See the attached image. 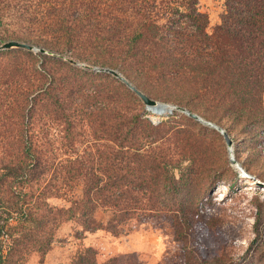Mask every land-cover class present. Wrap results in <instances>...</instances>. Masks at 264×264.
Wrapping results in <instances>:
<instances>
[{"label": "trees", "instance_id": "trees-1", "mask_svg": "<svg viewBox=\"0 0 264 264\" xmlns=\"http://www.w3.org/2000/svg\"><path fill=\"white\" fill-rule=\"evenodd\" d=\"M219 19L210 28L199 0H0L2 32L101 62L138 88L152 81L185 85L209 110L220 111L221 121H242L243 111L258 119L264 92V0H224ZM5 55L15 57L11 51ZM17 62L0 61V264L20 244L17 228L37 219L45 225L46 216L38 215L42 201L70 196L75 187L81 198L58 212L68 219L80 217L82 234L101 229L117 236L125 224L162 217L171 221L176 237L183 227L190 228L191 205L169 208L163 198L179 188L168 175L171 163L153 147L161 126L145 121V130L136 135L144 121L120 102L111 107L106 99L99 109L97 164L76 161L59 170L62 183L53 184L57 170L49 162L37 114L49 107L54 115H64L70 98L64 85L43 87ZM38 89L42 92L32 97ZM96 210L111 213L105 225L95 220ZM44 241L41 245H51V237ZM78 264H97L94 250L83 248Z\"/></svg>", "mask_w": 264, "mask_h": 264}, {"label": "rangeland", "instance_id": "rangeland-1", "mask_svg": "<svg viewBox=\"0 0 264 264\" xmlns=\"http://www.w3.org/2000/svg\"><path fill=\"white\" fill-rule=\"evenodd\" d=\"M199 1L209 16L210 28L215 27L224 0ZM10 40L34 44L21 33L0 31V44ZM8 51L14 52L15 57L6 56ZM14 58L22 69L29 70L28 77L39 78L43 87L58 88L62 84L70 98L64 115H54L49 107L37 114L49 162L57 170L58 177L53 184H61L59 170L76 161H83L87 166L97 164L102 144L96 137L99 109L106 99L111 107L120 102L129 108L130 114H138L144 121L137 125L136 135L145 130V121L161 126L156 134L159 141L153 147L157 145V151L171 163L167 167L168 175L173 176L179 188L172 194L165 192L163 198L170 203L169 208H186L190 204L188 218L191 223L190 228L183 227L177 237L174 226L165 217L125 224L117 236L101 229L82 234L80 217L68 219L58 212L69 208V200L81 198V189L75 187L70 196L49 197L42 201V211L38 215L46 216L44 226L39 225L37 219L17 228L14 236L20 244L16 251L7 255L5 264H78L83 248L94 250L97 264L111 259H115V264H264V188L260 189L254 180L243 176L237 165H230L233 154L249 176L264 183V92L261 108L257 111L258 119H252L251 113L243 111L242 121L238 118L221 121L220 111L209 110L204 101L187 91L185 85L157 81L141 84L140 89L150 98L166 104L158 107L170 111L171 106L189 108L206 121L222 126L233 141L232 147H227L219 132L179 111L155 115L108 74L84 70L65 60L22 49L0 52L1 62ZM77 60L109 67L91 59ZM41 92L38 89L32 97ZM8 102L13 101L10 98ZM213 112L218 116L216 119L211 115ZM6 115L12 116V112L7 111ZM10 130L11 127H5V131ZM172 197L175 201H171ZM52 217L56 218L53 222L49 220ZM110 217L108 211L94 213L95 220L102 225ZM24 235L27 237L22 240ZM47 236L48 240L51 237L49 247L40 243L45 242Z\"/></svg>", "mask_w": 264, "mask_h": 264}, {"label": "water", "instance_id": "water-1", "mask_svg": "<svg viewBox=\"0 0 264 264\" xmlns=\"http://www.w3.org/2000/svg\"><path fill=\"white\" fill-rule=\"evenodd\" d=\"M11 49H22V50L29 51V52L38 51L39 54L50 55L54 58L65 60L69 64L80 67L84 70L93 71L96 73L108 74V75L114 77L120 83H122L127 89H129L135 96H137L140 99V101L147 108L154 107L158 104V101L150 98L145 92H143L140 88H138L136 85H134L130 80H127V78L118 69H115L112 67L92 66V65H89L86 63H82L79 60L71 58L70 56H68L66 54L54 52L52 50L46 49L45 47L37 46V45L29 43V42L10 40V41H7V42L0 44V52L11 50ZM173 108H175L176 111H179V112L187 115L189 118H191V119H193V120H195L201 124H204L205 126H207L209 128L215 129L222 136L225 145L227 147H232V143H233L232 138L230 137L228 132L222 126L213 125V123L206 121L204 118H202L198 114L191 112L184 107L173 106ZM230 165L240 166L234 157H232ZM245 174L248 175V173H245ZM253 178L254 177H252V179ZM256 186L259 187L260 189H262V188H264V183H261L258 180H256Z\"/></svg>", "mask_w": 264, "mask_h": 264}, {"label": "bare ground", "instance_id": "bare-ground-1", "mask_svg": "<svg viewBox=\"0 0 264 264\" xmlns=\"http://www.w3.org/2000/svg\"><path fill=\"white\" fill-rule=\"evenodd\" d=\"M159 105H166V104H162V103H160V102H158V104L156 105V106H154V107H151V110L154 112V114L155 115H157V116H160V115H166V114H169V113H171L172 111H175V108H173V106H171V105H169V106H171V111L169 110V109H167V108H163V107H158ZM160 114V115H159ZM213 125H215V124H213ZM232 149V148H231ZM232 157H233V154H232ZM231 163V162H230ZM241 170H242V173L244 174L243 176H246V177H248L250 180H254V182H255V186H256V178H253L252 179V177L251 176H249V174L247 175V174H245L246 172H244V169L241 167V166H238Z\"/></svg>", "mask_w": 264, "mask_h": 264}, {"label": "built area", "instance_id": "built-area-1", "mask_svg": "<svg viewBox=\"0 0 264 264\" xmlns=\"http://www.w3.org/2000/svg\"><path fill=\"white\" fill-rule=\"evenodd\" d=\"M172 113V112H171Z\"/></svg>", "mask_w": 264, "mask_h": 264}]
</instances>
